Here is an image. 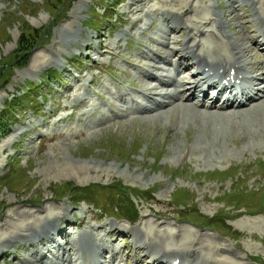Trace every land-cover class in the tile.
Listing matches in <instances>:
<instances>
[{
	"label": "rangeland",
	"instance_id": "1",
	"mask_svg": "<svg viewBox=\"0 0 264 264\" xmlns=\"http://www.w3.org/2000/svg\"><path fill=\"white\" fill-rule=\"evenodd\" d=\"M229 6V0H0V122L5 131L0 134V264H29L24 257L40 264L35 254L22 249L29 244L25 238L35 236L45 224L38 228L39 220L51 215L64 218L60 226L68 224L66 229L73 239L87 234L101 240L111 230L106 224L117 223L133 232L138 227L145 230L150 238L141 246L147 249L137 244L144 252L152 242L181 250L184 258L195 264L204 256L206 262L218 264H258L250 258L264 264V140L259 138L264 135V122L253 135L250 126L256 123L250 116L252 110L243 116L245 111L239 112V118L244 117L239 125L227 116L233 121L224 132L228 143L217 142L215 148L199 134V122L183 132L175 113L171 117L135 114L127 119L125 113L115 117L110 108L113 100L109 94H116V85L133 83L140 88L147 83L138 80L144 70H136L124 59L151 63L142 54L154 56L149 49L156 48L165 51L159 43L162 37L174 49L178 46L174 38L177 42L186 38L184 31L172 35L164 22L167 16L172 21H200L204 32L200 39L214 45L220 39L213 32L219 15L221 23H236ZM238 6L244 16L246 8H251L246 2ZM213 12L217 17L204 26L203 18L208 21ZM24 23L46 36L32 42L36 47L26 67H21L23 58L19 64L3 67L18 50ZM93 23L102 28L94 30ZM239 30L231 27L232 35L238 37ZM124 32L132 34L131 39L117 38ZM75 39L78 44L73 43ZM252 55L248 54L249 62L264 67V59H251ZM180 56L177 52L173 60ZM55 62H62V67ZM160 66L166 74L170 65ZM179 67L181 77L191 79L196 72ZM132 92L140 96L137 90ZM90 102L93 106L88 107ZM4 104L9 106L5 113ZM89 110L99 113L89 116ZM197 138L202 139L204 148L193 147ZM234 174L237 176L229 178ZM116 186L139 190L145 198L129 199ZM92 187L98 188L93 191ZM152 191L155 193L149 194ZM239 191L241 203L236 199L227 207L229 201L223 196L232 194L230 199H234ZM183 192L187 199L180 203L177 196ZM186 203L188 209L180 207ZM126 207L134 210V215L127 214ZM207 219L206 228L187 222L207 223ZM74 223L76 227H72ZM47 225L51 227L52 221ZM90 225L101 228L98 236L89 234ZM79 239L73 244L77 246ZM132 240L112 243L117 249L126 246L123 253H115L124 264H136L137 249ZM108 244L106 240L104 246ZM80 256L81 252L70 254L69 259L82 264ZM46 258L42 264H50L51 257ZM109 259L107 253L102 261Z\"/></svg>",
	"mask_w": 264,
	"mask_h": 264
},
{
	"label": "bare ground",
	"instance_id": "2",
	"mask_svg": "<svg viewBox=\"0 0 264 264\" xmlns=\"http://www.w3.org/2000/svg\"><path fill=\"white\" fill-rule=\"evenodd\" d=\"M215 1L218 3L219 0ZM229 1L231 2V6H229V8L233 10L232 14L235 15V18L231 14L230 15L236 23L231 24V21H227L222 14L221 17L226 21L221 23L223 19L221 20L219 15L216 19L213 32L216 35L215 38L220 39L215 40L214 45H209V40L207 39H200V37L204 35V32L201 30L200 21H194L189 18L184 22L175 21V19L172 21V19L169 18L170 16H167L164 22L168 23L173 34L170 31L169 33L174 35L175 33H182V31H184L186 32V38L181 42H177L174 38V44H178V46H180H176V49H174L173 46H171V43H166V37H162L161 42H159L156 37H149L158 41L162 47H164L165 51H163V48L149 49L154 53V56H150L148 52L143 53V58L149 59L152 61L151 63H145L143 60L137 61L133 58V60H131L130 57L128 59H124L129 65L134 66L136 70H144L142 77L138 78V80L141 79V81L143 80L147 83H143L140 88L133 85V87L140 93L139 97H133L130 92L126 91L121 86L116 85L115 90L123 92L120 94L116 92L115 95L113 92L109 94L113 100L110 108L115 110L113 111V115L115 117H120L123 113H125L127 118L135 114L140 116H163V114H169L171 117V115L175 113L178 121H180L183 132L184 130H188L189 125L192 123L199 122L201 124L197 127L198 132H200L199 134L205 135L204 141L215 148H218L216 145L217 142L224 141L228 143L229 137L225 136L224 132L226 129L231 128L233 121L236 122L234 124H238L239 121L244 119V117L239 118V112L243 113V111H245L242 116L248 114V110H252L251 112H254V114H249L253 117L254 120H252L256 123L253 126L250 123L253 135L256 134L260 128H263L264 126L262 127L261 125L264 122V67H262L259 62H249L251 60L249 59L250 57L248 58V54L252 53L253 55L251 59H264V11L261 8L263 7L262 5H264L263 0ZM240 2L249 3L251 6L249 9L246 8V16L239 14V11L242 9H240L239 6L236 7V5L240 4ZM224 10L225 9H223V12ZM192 12H195V10H192ZM215 17H217V14L213 12V16L208 21H205V18H203V25L208 26ZM249 17L252 18L251 21L247 20ZM237 22L239 23L238 25ZM164 25L166 24L164 23ZM231 27H237L240 29L238 37L232 35ZM251 29L254 30L249 31ZM248 31L249 34L247 33ZM78 34L79 31H76L75 36L77 37ZM69 36L72 37L73 35ZM69 36L67 37V41L70 42L71 37ZM123 36H129V39H131L130 37L132 34L124 32L122 35L119 34L117 38L119 39ZM198 38L199 40H197ZM76 39L74 42L72 40L71 41L78 44L79 42ZM88 48L91 49V46H88ZM177 52H179L181 56L174 61L173 57ZM161 63L170 65L166 74H161ZM55 64L57 66H61L62 62H55ZM184 65L187 68L197 69L195 72L196 74L193 75L191 79L181 77L182 73L179 72L177 67ZM173 70L175 71L174 75ZM88 83L92 84V80H89ZM238 88L241 89V95L240 92L236 91ZM214 89L219 90V92L217 96L211 97L209 92H212ZM233 90L236 92L231 93ZM226 91H229L230 95L224 100L222 97L226 94ZM199 95L203 96V99L197 102L196 100ZM255 95L258 96V100H255ZM244 98L247 100L246 102L243 101ZM131 101H133V106L125 108V104L130 103ZM235 102H239V105L236 106ZM245 103H248L250 107H246ZM90 106H93L92 102L88 104V107ZM88 112L89 116H92L93 114L98 115L99 113V111L94 112L93 110H89ZM227 116L230 118L232 117L233 121L229 119V117L227 118ZM136 117L138 116H134L133 118ZM102 118L111 119L109 117ZM247 121L245 123H248ZM103 122L104 119L99 122L98 125L101 123L103 124ZM246 125L247 124L243 126ZM87 126L91 127V124H87ZM201 138L196 139L195 145H193L194 148H198L200 145L203 147L202 144L204 143H202ZM234 138L235 137H233V139ZM259 138L264 140V135ZM220 149L223 150L224 148ZM222 150L220 151L223 153L224 151ZM37 218L40 219L39 217ZM57 218H55L54 215H51V217H46L44 220H39L40 222L37 225L38 228L41 227L42 223H45L41 227L42 229L36 232L34 234L35 236L31 234L25 238V241H29V244H26V247L22 250L25 251L28 245H31L33 248L29 251V255L35 254V257L40 261V264H42V261L44 262V259H46L48 255L51 256V264H56L57 262L64 261V259L71 253L78 255V252H81L79 259H83V264H124V259H117L115 257V253H123L126 246L122 249H117L112 246V243L117 240L123 241L128 237L133 239L132 242L137 249L135 251L136 264H144L145 262L148 264H168L169 262L172 264H195L192 260L187 261L181 250L174 251L164 248V244L156 246L151 242L148 247V251L144 252L143 250L147 249V246H145L146 248L143 247V242H148L150 238L147 236L145 230H143L142 227H138V231L133 232L131 228L120 226L117 223L106 224V226H111V230L106 232L101 240L96 239V241L95 239H90L87 237V234H85L80 237L78 242L79 244L76 246V244H73V241L76 240V238L71 239L66 232V227L60 226L62 224H60V222L64 218ZM49 221H52L51 227L47 225ZM88 223H90L89 219ZM95 223L97 224L98 221L95 220ZM72 225V227H76V223ZM90 226V229H88L89 231L87 230L89 234H92L95 237L98 236L97 233H99L101 228H95V225ZM55 234L62 236L66 240V244L64 245L58 243V239L56 237H52V235ZM106 240L111 244H108L105 247L104 243ZM141 243H143L142 246ZM137 244L143 250H139V248H137ZM48 245H50L51 248H49ZM98 249L100 251H98ZM194 250L196 249H193V251ZM41 251H44V253ZM106 253L109 254L110 259L103 262L102 257H104ZM130 253L134 254L133 251ZM196 253L197 251L195 254ZM200 253L202 254L203 252ZM200 253L198 254L200 255ZM59 254H62L61 259L56 258ZM206 257L204 256V258ZM68 258L66 259V262ZM204 258L202 257V259H200L196 264H218V261L214 260L206 262L207 258ZM23 259H25L27 263L29 262V264H34L32 259H26L25 257ZM68 262V264L79 263L74 259H69Z\"/></svg>",
	"mask_w": 264,
	"mask_h": 264
},
{
	"label": "trees",
	"instance_id": "3",
	"mask_svg": "<svg viewBox=\"0 0 264 264\" xmlns=\"http://www.w3.org/2000/svg\"><path fill=\"white\" fill-rule=\"evenodd\" d=\"M111 1L113 2L115 0H111ZM28 7L31 8V5H29ZM93 24H92L93 27H95V28L99 27L97 29H101L102 28V25L99 24V23H93ZM23 25L25 26V30L23 32L21 41L19 43L18 50H17V52L14 55H12V57H11V59L9 61H6L3 64V67H5V66L8 67L10 65L19 64L21 58L24 59L23 62H22V66L21 67L22 68L26 67L27 66V62H28V59H29V54L36 47V46L33 45L32 42L34 40L36 41V38H38V36L40 37V39H42L43 37L46 36V33H42L41 31L32 28L29 24L24 23ZM7 110H9V106L8 105H5L4 113ZM8 115H9V113H8ZM4 132H5L4 131V127L2 126V122H0V134H2ZM236 176L237 175L234 174L233 176H229V178H234ZM111 187H114V186H111ZM95 188H98V187H92L91 190L94 191ZM115 189L116 190H120V192L122 194H124L125 196H127L129 199H130V197H134V198H137V199H143V197H144V193L140 192L139 190H135V189L127 188V187H122V186H116ZM70 191H71V189H68V193ZM153 193H155V192L152 191L149 194H153ZM231 196H232V194H229V195H226L225 194L223 196L225 199H227L229 201V202H227V206H232L231 203H230V201H236V199H238L241 196V191H239V193L234 197V199H230ZM177 199L179 200L180 203H183L187 199V193H185V192L181 193L180 195L177 196ZM236 202H237V204H240L241 203V199H238ZM181 206L184 209H188L187 203L186 204H181L180 207ZM126 210H127V214H130L131 213L132 215H134V210H132V209H129L128 210L127 207H126ZM206 221H207V223H205V222L204 223L205 224H208L209 223V220L207 219Z\"/></svg>",
	"mask_w": 264,
	"mask_h": 264
}]
</instances>
